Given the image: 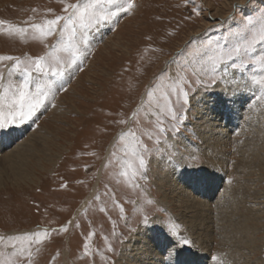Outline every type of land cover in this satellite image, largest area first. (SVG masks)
<instances>
[{"label":"rangeland","instance_id":"1","mask_svg":"<svg viewBox=\"0 0 264 264\" xmlns=\"http://www.w3.org/2000/svg\"><path fill=\"white\" fill-rule=\"evenodd\" d=\"M241 1L132 0L127 12L78 32L74 43L82 55L71 67L70 56L58 53L65 61L62 76L33 73L29 90L42 86L48 92L44 104L23 123L0 128V135L8 133L6 140L13 138L3 149L14 148L16 140L26 148L20 171L1 178L0 261L24 249L22 257L13 258L16 264H131L130 242L142 228L169 233L177 250L194 251L199 264H264V92L251 80L264 74L253 62L264 45L242 49L224 63V53L260 27L264 0ZM75 2L0 0V21L6 22L0 25V56L19 58L26 66L30 58L68 42L58 32L41 38L30 25L64 15V3ZM105 8L116 11L114 5ZM233 62L240 67L232 69ZM14 63L0 61V84L23 79L11 71ZM214 76H225L228 83L219 82L225 88L240 82L242 93L237 92L240 115L232 136L220 147L224 159L209 164L195 124L202 122L203 100L216 97ZM181 87L187 103L178 97ZM166 100L176 120L162 114ZM158 118L163 132L156 128ZM179 154L187 165H178ZM141 156L145 166L129 183L121 173L126 162L139 169ZM208 166L216 168L219 183L208 197L211 205L202 210L208 219L193 233L186 224L193 220L198 226L201 216L180 207L171 190L182 174H202ZM169 168L173 184L160 180ZM187 194L186 189V201ZM164 195L165 208L159 204ZM37 232L46 235L38 238ZM233 238L239 241L236 251L229 245Z\"/></svg>","mask_w":264,"mask_h":264},{"label":"snow or ice","instance_id":"2","mask_svg":"<svg viewBox=\"0 0 264 264\" xmlns=\"http://www.w3.org/2000/svg\"><path fill=\"white\" fill-rule=\"evenodd\" d=\"M185 2H187V0H185ZM106 5H114L116 11L106 10ZM133 6L132 0H89L88 3L84 4L80 3V0H77L75 3H64V15H56L53 19H47L42 25H30L32 29L39 33L41 38L58 32L61 37L67 35L69 41L61 44L59 47L53 48V51L47 53L45 56L30 58L26 66H22L23 62H21L19 58L0 56V61L14 60L15 63L12 65L11 71H18L23 74V79L18 84L9 83L7 86L0 84V88H3V91L0 92V128H6L12 124L23 123L34 116L37 110L44 104V100L48 97V92L44 91L43 87L39 85L35 91H30L28 87L34 72H51L54 76H62L64 74L62 65L65 61L58 53L64 52L70 56L71 60L68 64L69 67L79 59L82 53L74 43L78 32L82 34V30L91 27L93 23L98 24L109 21L112 17L116 16L118 12H127ZM234 7H237V5H234ZM33 11H35V9H33ZM49 11H51V9H49ZM193 11H196V9L194 8ZM4 23L6 22L0 21V25ZM249 23H251V21H249ZM9 28L20 34L26 31L25 28H19L13 25H9ZM83 42L85 44L87 43L86 37ZM257 45H264V20H262L258 29L252 31L250 37L246 39L243 44H236L224 53V63L231 61L234 56H240L242 54V49L245 53L251 52ZM253 62L258 63L262 72H264V51H262L258 57H254ZM218 66L219 65L214 64L212 69L213 72L216 71ZM230 67L236 69L239 68L240 65L233 62ZM224 73H228V68H224ZM220 80H224L225 84L228 83L225 76H214L212 83H219ZM251 80L254 84L259 85L261 91L264 92V74L259 77L253 76ZM178 97L182 99L183 103H187L188 93L182 87L179 89ZM177 103H180V99L177 100ZM161 112L162 114L169 115L172 120L177 119L176 110L172 107L170 100H166L165 106L161 109ZM121 123H123V121H121ZM156 128L159 132L164 131L163 122L159 118L157 119ZM149 138L151 139V136ZM144 166L145 161L141 156L139 157V169L133 168L130 162H126V168L122 171L121 175H123L129 183H132L138 175H141L140 170H142ZM129 170H131V176H129ZM121 211H123V209H121ZM45 235L46 233H36L38 238H42ZM39 242L40 240L38 239L36 243ZM182 243L188 244L189 240L183 239ZM85 249L87 251V244L85 245ZM38 250L39 249H37V251ZM24 254V249L14 251L11 257L0 261V264H16L13 258L22 257ZM27 256L30 261L32 256L30 250L27 251Z\"/></svg>","mask_w":264,"mask_h":264},{"label":"bare ground","instance_id":"3","mask_svg":"<svg viewBox=\"0 0 264 264\" xmlns=\"http://www.w3.org/2000/svg\"><path fill=\"white\" fill-rule=\"evenodd\" d=\"M238 1L242 2L241 0H235V4H239L240 2ZM241 87L242 86L240 82L236 85L227 86L226 88L223 87L222 84L218 83L217 86L213 88L214 90L213 93H214V96L216 97H214L213 99H208V100L204 99L203 107L201 109L198 108L200 109L198 110V112L202 114L201 115L202 122H199L200 123L199 125L195 124V127L198 128V133L196 132V135H197V138L203 141V143L205 144L204 150L202 149V146H199V147L202 152V155L207 159L209 164H211L213 160L222 162V160L224 159V153L221 152L220 147L225 148L228 145L229 143L228 141L230 140V137L232 136L231 134L233 131L232 125L234 124V121L239 118L238 115H240V111H239V108H237V104L239 103L238 101L241 99H238L237 92L241 91ZM223 90H226V92H224ZM232 96H235V98ZM214 106H216L215 109L213 108ZM223 106H225V108L228 107L229 110L227 109L228 111L226 110L224 112L222 110ZM20 128L22 127L16 128V130H19ZM5 138H8V133L0 135V152L2 154L0 155V183L2 182L1 178L3 174L9 173L10 175H14L16 174V172L20 171V169L17 168V166H19L25 160V152H26L25 145L21 146L20 148L17 147L19 146V143H20V142L18 143L17 140L16 142L13 141L16 145L14 148L3 149V146H8V144H10V141L13 139V138H10L9 140H6ZM175 159L178 162V165H180L181 167L188 164V161L186 159H182L180 154ZM208 167L202 174H200V172H198L197 175L195 174L193 175L192 173H189L187 175L182 174L181 176L178 177L177 180L174 181L175 182L174 188L171 190L170 197L173 200L175 197V202L178 203L180 207H182L184 210H187L191 213H195V215L198 216V218L199 216H201V218H199L200 221H199L198 226L194 225L193 220H189L188 224H186L189 230L193 229V233H196L194 230L196 227H197L196 229H200V226H202L203 222L206 219H208L206 217L207 214L205 212H204L205 215H201L202 210H205L206 207H209L208 197L211 196V194L214 192L215 187L219 183V179H218L219 175L216 173V171H214L216 168L214 169L212 167L210 168ZM171 176L173 177L174 174L169 168V170L166 171L163 177H160L161 178L160 180H162V182L166 181L167 183L173 184L170 179ZM158 178L159 177H157V179ZM186 189L188 193L187 195L190 198L188 200L189 203H186L188 201L184 199L185 198L184 192ZM167 198L169 197H166V195H164V198L159 202V204L163 206L164 208L169 202ZM179 210L182 212L181 209ZM186 215L184 216L187 217ZM136 234L138 235L132 238V241L130 242L131 250H129V253L127 254L129 263L131 264H181V263L199 264V262H197V257L194 251H191V253L184 255L182 252H180V250L179 251L177 250L178 245H176V242H174L176 240H174V237L172 236L170 237L168 235L169 233L165 235L163 233L162 234L159 233L158 231L154 232V231H148L145 229L142 230L141 228L140 230H138V233ZM193 236L195 237V235ZM175 239L177 238L175 237ZM237 242L239 241H234V238H233L232 243L229 244L230 246L232 245L230 247L232 251L238 250ZM160 251L163 254H161ZM210 252L212 251L210 250ZM250 262L252 261H249V263Z\"/></svg>","mask_w":264,"mask_h":264},{"label":"flooded vegetation","instance_id":"4","mask_svg":"<svg viewBox=\"0 0 264 264\" xmlns=\"http://www.w3.org/2000/svg\"><path fill=\"white\" fill-rule=\"evenodd\" d=\"M68 242H69V240H68Z\"/></svg>","mask_w":264,"mask_h":264}]
</instances>
